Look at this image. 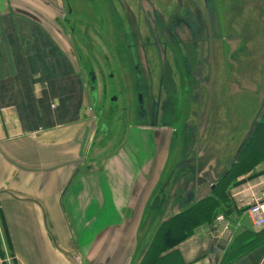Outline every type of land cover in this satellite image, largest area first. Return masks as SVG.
I'll use <instances>...</instances> for the list:
<instances>
[{"label": "crops", "instance_id": "crops-1", "mask_svg": "<svg viewBox=\"0 0 264 264\" xmlns=\"http://www.w3.org/2000/svg\"><path fill=\"white\" fill-rule=\"evenodd\" d=\"M68 6L0 0V252L13 264L8 238L16 264H139L156 229L209 197L216 180L212 170L199 176L196 146L195 173L183 184L171 154L176 131L131 109L122 144L99 132L92 99L100 93H91ZM263 106L264 97L243 140ZM252 174L157 264H264V226L247 210L262 191L264 161Z\"/></svg>", "mask_w": 264, "mask_h": 264}, {"label": "rangeland", "instance_id": "rangeland-1", "mask_svg": "<svg viewBox=\"0 0 264 264\" xmlns=\"http://www.w3.org/2000/svg\"><path fill=\"white\" fill-rule=\"evenodd\" d=\"M68 1L69 23L90 47L83 52L87 72L94 71L99 87L103 75L106 99L92 101L110 138L122 144L128 110L136 117L142 107L147 125L176 131L171 154L183 184L195 173L196 146L199 176L212 170L217 180L234 161L264 97L259 0ZM108 44L117 50L118 69L106 67ZM111 72L123 79L108 82ZM97 92L94 85L91 93Z\"/></svg>", "mask_w": 264, "mask_h": 264}, {"label": "trees", "instance_id": "trees-1", "mask_svg": "<svg viewBox=\"0 0 264 264\" xmlns=\"http://www.w3.org/2000/svg\"><path fill=\"white\" fill-rule=\"evenodd\" d=\"M263 161L264 106L249 135L242 141L234 161L230 163V168L227 169L230 165L228 164L215 181L211 195L162 223L156 229L139 264H157L155 259L161 252L172 249L178 242L193 233L196 228L215 218L220 213L223 202L228 199L231 187L241 183L237 178L245 174H251L249 178L254 177L255 174H252L254 169ZM6 246L8 255L12 258L13 264H16L8 238H6ZM0 257L2 261L5 259L3 252H0ZM3 264L6 262L3 261Z\"/></svg>", "mask_w": 264, "mask_h": 264}, {"label": "flooded vegetation", "instance_id": "flooded-vegetation-1", "mask_svg": "<svg viewBox=\"0 0 264 264\" xmlns=\"http://www.w3.org/2000/svg\"><path fill=\"white\" fill-rule=\"evenodd\" d=\"M70 14V9L68 8V12H67V15H69ZM67 20V19H66ZM68 21V20H67ZM70 22V21H69ZM88 28V27H87ZM82 42H83V44H84V46H85V49H86V51H88V52H90V47H88V44L86 43V38H85V36H83L82 37V40H81ZM106 48H108V51H109V56L107 57V56H105L104 55V62H105V64H106V67L108 68V66H109V63L111 64V65H113V69H115L116 68V66H117V69H118V57H117V55L115 54V51H117V50H115V49H113V48H111L110 46H109V44H108V47H106ZM115 50V51H114ZM108 69H110V68H108ZM87 75H88V77L90 78V82H89V84H90V86L92 85V87L94 86V84H95V81L97 80V78H96V75H95V73H94V71L93 70H90V71H88L87 72ZM100 76V79L102 78V84H101V87H99L98 86V80H97V84H96V86H97V90L99 91V93H100V104L102 105V101H104L105 99H106V91H105V89H106V87H105V84H104V79H103V75L102 74H100L99 75ZM118 79H123V75H121V74H115V73H113V72H111L107 77H106V80L109 82V80H113L114 82H117V80ZM94 81V82H93ZM91 82H92V84H91ZM100 89V90H99ZM97 94H98V92H97ZM96 93H95V97L97 98V95ZM97 95V96H96ZM138 102L140 103V95L138 94ZM116 98L117 97H115V96H111V101H115L116 100ZM139 110L140 111H138V115L139 116H142V115H144V111H143V109H142V107H139ZM98 119H99V117H98ZM106 129H108V127L107 126H105V125H102V124H99V132H101V133H103V134H105V135H107V133H108V130H106Z\"/></svg>", "mask_w": 264, "mask_h": 264}, {"label": "built area", "instance_id": "built-area-1", "mask_svg": "<svg viewBox=\"0 0 264 264\" xmlns=\"http://www.w3.org/2000/svg\"><path fill=\"white\" fill-rule=\"evenodd\" d=\"M262 187V191L259 196L252 194L250 201L247 205L248 213L253 217L255 226H264V178L256 184ZM222 216H218L217 220H222Z\"/></svg>", "mask_w": 264, "mask_h": 264}, {"label": "water", "instance_id": "water-1", "mask_svg": "<svg viewBox=\"0 0 264 264\" xmlns=\"http://www.w3.org/2000/svg\"><path fill=\"white\" fill-rule=\"evenodd\" d=\"M230 166H231V164L228 166V168H227V169H229V168H230Z\"/></svg>", "mask_w": 264, "mask_h": 264}]
</instances>
